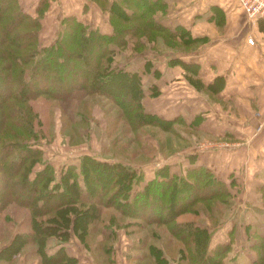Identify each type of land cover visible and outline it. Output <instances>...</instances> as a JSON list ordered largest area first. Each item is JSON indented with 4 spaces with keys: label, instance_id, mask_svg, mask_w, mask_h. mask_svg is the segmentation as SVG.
<instances>
[{
    "label": "trees",
    "instance_id": "16d2710c",
    "mask_svg": "<svg viewBox=\"0 0 264 264\" xmlns=\"http://www.w3.org/2000/svg\"><path fill=\"white\" fill-rule=\"evenodd\" d=\"M94 1L108 10L111 34L91 31L66 16L54 43L40 47L38 20L47 0L37 1L35 16L25 12L19 0H0V210L9 205L24 208L29 224L28 230L15 232L0 253L31 245L35 262L25 264H76L78 260L62 245L46 253L49 238L59 244L76 238L87 250H101L113 264L110 247L116 241V230L129 234L134 228L162 225L180 243L176 247L177 264H227V260L240 264L234 258L227 259L234 224L220 241L212 237L214 227L176 220L196 202L225 201L228 197V188L208 167L196 164L181 169L182 161H178L177 166L155 167L153 176L146 178L140 169L123 161L109 162L82 154L56 177L52 164L44 161L38 141L48 133L47 101L64 100L75 90L110 100L122 110L130 128L148 122L168 128L158 115L145 112L138 74L111 69L104 62L116 46L124 44L125 36L140 37L146 29L162 34V39L168 38L171 43L189 45L194 41L181 26L168 28L155 21L158 11L165 13L163 0H147L149 5L144 0H114L109 4L106 0ZM256 25L264 34V19L259 18ZM155 39L150 34V40ZM153 42L150 51L160 53L159 45ZM91 47L95 52L89 63L86 54ZM168 62L185 66L173 55ZM37 163L42 166L34 169ZM257 189L264 204V183ZM251 236L249 249L254 259L250 264H264V233ZM92 237L94 243L90 244ZM148 249L150 254L142 253V258H152L155 264L162 258L168 264L167 256L160 255V246L151 244Z\"/></svg>",
    "mask_w": 264,
    "mask_h": 264
},
{
    "label": "rangeland",
    "instance_id": "374dc122",
    "mask_svg": "<svg viewBox=\"0 0 264 264\" xmlns=\"http://www.w3.org/2000/svg\"><path fill=\"white\" fill-rule=\"evenodd\" d=\"M37 1L19 0L22 9L33 16L36 15L35 6ZM112 1L114 0H106L108 4ZM146 1L144 0V3L149 5ZM107 11V9L100 8L94 0H47L45 10L39 16L38 20L40 25L37 33L39 46L45 47L54 43L62 28L60 24L61 20L66 16L75 18L91 31L97 29L104 34H111L112 27L109 23V12ZM126 11L129 12V10ZM161 12L158 11L154 15V19L158 24L168 28L181 26L178 24L172 26L167 24L170 21L163 20ZM181 27L185 29V26ZM143 34L135 38L125 36L124 44L122 46H116L113 52L107 56L106 62H104L105 64H103L108 65L111 69H123L125 71L136 72L139 77L142 105L145 112L158 115L164 120L163 123L168 128L166 129L165 126H155L149 122L136 128H130L125 116L122 115V110L114 103L103 96L89 94L84 90H75L64 100L48 99V133L38 143L42 150L44 161L52 164L56 177H58L59 171L65 169L67 163L75 160V158L82 154L91 155L96 159L109 162L116 160L123 161L135 166L138 171L140 169L139 173H144L146 178H150L153 176V169L163 164H174L177 166V162L182 161L179 166L181 169L183 167L190 168L196 166L195 159L199 153L212 151L217 153L220 159V155L225 154L227 151L231 152L230 147L232 145L230 144L233 142L229 141L227 136L208 137L206 134L194 128L195 124L200 126L201 122L207 116H204V119H201L202 117L200 116L191 119L181 114V111L177 108L178 104L175 103L177 98L174 99V103L172 101L173 97L178 93H169V89L172 87L177 88L178 91L179 84H175L172 81L163 83V79H160L158 84L156 83V80L163 72H160V69H163L164 64L166 66H184L179 63H169L168 59L173 55L176 59L179 58L180 61H183L181 60V54L186 52L184 51L185 49L192 47L193 42H188L189 45H185L187 43H171L168 38L164 41L162 34L155 31L151 32L150 29H146ZM150 34L155 35L156 39L150 40ZM150 41L156 42H153V45H159L160 53L150 51ZM165 43H168L170 47ZM170 49H176L175 51L177 52L172 53ZM94 52V49L91 47L88 54H86V60L89 63L94 60ZM185 66L190 67L192 71L196 70L194 69L196 68L195 65ZM221 80V77L216 78V88L221 85ZM190 82H192L194 87L201 88L205 86L201 78L190 79ZM169 84L171 85L168 89ZM203 90H205V87ZM214 100L212 97V103ZM153 109L157 111H153ZM173 111H175L174 116L171 115ZM178 114L180 116H177ZM165 116L172 118L166 119L164 118ZM169 120L175 121V123L171 121L169 123ZM188 121H190L189 124ZM206 123H211L209 117ZM260 128L261 126L258 125L256 130L258 131ZM185 154H191V156L188 158L182 157ZM209 157L205 155V158L208 160V166L206 168L208 167L212 170L216 178L226 185L229 192L228 197H226L225 201L218 199L196 202L190 209L191 212L181 213L177 216L176 220L179 222L192 220L208 227H214L215 230L212 237L220 241L221 239H225V230L231 227L233 223H236V221L248 223L247 227L238 229L237 236L239 238L236 244V250L249 251V239H251V235L257 231L261 234L264 233V227L252 229L249 227V222H246L254 215L257 218H255L256 220L253 223L259 225L264 223V207H261V204L262 206L264 204L259 190L256 189L262 183H255V180L250 177L244 178V181L243 179H238L239 187H234L232 185L235 181L220 179V173H218V176L213 170L214 168L211 169ZM211 163L217 167L220 164V160L215 162L212 160ZM41 166L40 163H37L34 169H38ZM220 166L224 167L223 164H220ZM176 171H179V169ZM245 188L246 192H248L246 197L243 196ZM234 189L235 192H233ZM242 189L243 191H241ZM254 190H257L259 195H255ZM248 203L259 208L248 211L244 208V204L246 205ZM208 206H211V208ZM236 206L240 210H236ZM106 213L109 212L106 211ZM28 229V212L26 209L16 205H9L3 210H0V251L4 245H7L15 232L26 231ZM111 229L113 230L114 228ZM116 234V241L112 244L113 247L112 245L110 247L113 264H134L136 260L133 259L134 256L132 255L141 253V248H144L143 250H146V253L150 254L148 245L151 244L160 246L162 249L160 255L167 256V259L165 258L167 262H176V247L180 243L170 237L166 228L162 225L134 228L129 234L122 229H118L116 230ZM241 238L244 240L242 241ZM94 239L92 237V242L89 241V243H94ZM61 245L65 247L67 252L76 255L79 264H111L101 250L91 248L87 251L86 246L77 241L76 238H71L63 244H59L55 239L49 238L46 243V253H53ZM130 247L133 248L130 249ZM33 250L34 246L31 245H24L21 249L12 248L5 250L3 253H0V264L34 263ZM157 255H159V252ZM234 257V245H232L227 259L232 260ZM158 260L157 264L165 263V260L162 258ZM234 260L240 264L250 263L244 255L237 256ZM139 262L142 264H154L153 259H149L148 257H144ZM227 264H230L229 260H227Z\"/></svg>",
    "mask_w": 264,
    "mask_h": 264
},
{
    "label": "crops",
    "instance_id": "0c3cea01",
    "mask_svg": "<svg viewBox=\"0 0 264 264\" xmlns=\"http://www.w3.org/2000/svg\"><path fill=\"white\" fill-rule=\"evenodd\" d=\"M163 2L166 5L165 10L168 11L161 14L162 19L170 21L167 24L171 26L177 24L185 26L188 35L194 41L192 47L180 57L185 65H195L196 70L192 71L188 66L164 64L166 67L160 69V72H163L156 83L163 79V83L172 81L179 84L178 91L175 87L169 89L171 84L167 88L169 93H178L172 101L174 103V99L177 98L175 103L178 104L177 108L181 114L191 119L196 116L204 119V116H207L200 126L195 124L194 128L208 137L227 136L228 140L233 142L230 144L231 152L227 151L226 156L220 155L219 159L217 153L205 151L199 153L195 163L208 166L205 155L210 156L211 169L214 168L216 174L220 173V176L218 174L220 179L235 181L232 186L237 188L238 179L244 181V178L252 177L255 183H264V34L258 30L256 23L254 26L250 24L236 0H163ZM248 37L252 38V44L247 42ZM188 76L192 79L201 78L205 90L204 87H194ZM217 77H221L222 80L221 85L216 88ZM211 96L215 99L213 103ZM174 114L175 111L171 115ZM208 117L211 123H206ZM258 125L261 128L257 131ZM212 160L214 162L220 160L224 167L220 164L215 167L211 163ZM257 190L253 191L255 195H259ZM247 193L245 188L243 196L246 197ZM246 205L244 204V208L248 211L259 208L249 203ZM261 207L264 206L261 204ZM236 210L240 209L237 207ZM255 218L257 217L252 215L251 219L246 221L249 222V227L252 229L264 227V223L260 225L253 223ZM233 224L234 259L244 255L251 263L254 259L252 250H236L238 229L247 227L248 223L236 221ZM143 249L141 248V253L132 255L136 260L134 264H142L139 262L143 259L140 255L147 252ZM67 253L76 258L75 254Z\"/></svg>",
    "mask_w": 264,
    "mask_h": 264
},
{
    "label": "built area",
    "instance_id": "2783aa9c",
    "mask_svg": "<svg viewBox=\"0 0 264 264\" xmlns=\"http://www.w3.org/2000/svg\"><path fill=\"white\" fill-rule=\"evenodd\" d=\"M236 2L250 24H255L259 18L264 19V0H236ZM247 42L252 44V38L248 37Z\"/></svg>",
    "mask_w": 264,
    "mask_h": 264
}]
</instances>
